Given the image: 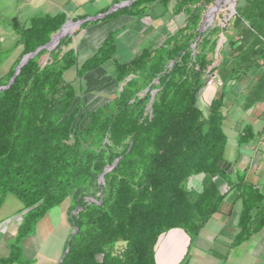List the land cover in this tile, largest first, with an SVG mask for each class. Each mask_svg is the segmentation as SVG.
Segmentation results:
<instances>
[{
    "label": "trees",
    "instance_id": "16d2710c",
    "mask_svg": "<svg viewBox=\"0 0 264 264\" xmlns=\"http://www.w3.org/2000/svg\"><path fill=\"white\" fill-rule=\"evenodd\" d=\"M243 1L220 63L210 70L219 34L229 31L214 25L199 35L202 16L213 0H133L81 27L118 15H146L156 5L183 14L184 23L159 46L144 48L126 62L115 57V32L82 62L70 47L72 37L65 36L52 50L41 49L28 59L11 84L20 59L48 43L67 16L58 11L33 17L26 26L16 18L10 23L16 37L1 52L0 63L13 48L20 50L0 76V86L9 84L0 91V206L13 195L24 215L0 264H26L22 240L67 198L73 233L60 264H156L162 235L180 229L191 245L214 214L229 216L237 203L230 248L264 230V188L249 180L248 167L228 174L218 166L226 161L224 107L231 88L245 82V109L264 101V0ZM45 53L48 59L42 64ZM108 61L118 91L86 114L83 101H77L81 80ZM72 67L77 86L64 76ZM215 70L222 85L205 114L198 97L208 73ZM263 135L264 123L258 131L247 123L237 145ZM104 171L95 201L87 200L86 190ZM191 178L199 187L189 185Z\"/></svg>",
    "mask_w": 264,
    "mask_h": 264
},
{
    "label": "crops",
    "instance_id": "0c3cea01",
    "mask_svg": "<svg viewBox=\"0 0 264 264\" xmlns=\"http://www.w3.org/2000/svg\"><path fill=\"white\" fill-rule=\"evenodd\" d=\"M114 1L115 0H101L98 4H95V0H84L86 3L91 2L93 8L85 10L78 15H86L87 17H91L94 14L96 15V13L101 9L111 6ZM160 14V5H156L146 15L137 17L118 15L110 21L99 26L96 31H94L93 36L89 35L79 38L77 45L75 44V40L72 38L70 47L75 50L79 62H82L86 58L90 57L94 52H96V50H98L103 40L109 33L115 32V57L123 62L129 61L142 49L156 47L162 43L161 42L157 45L154 43L153 39L155 33L159 35V31L156 29H159L157 24L160 20ZM97 15H100V13ZM98 25L99 23H96L90 25L89 27ZM95 32H98V34ZM18 49L19 48H16V50ZM71 69L73 70L72 76H76V68L72 67L68 70ZM86 76H109L116 84L114 80V66L111 61L104 63L95 70L87 72L81 80V86L85 83L84 78ZM216 90L217 88L215 89L213 86L203 87L199 93V96L202 94L205 97L210 96L212 99ZM247 123L249 122L244 123L240 130L235 133L236 135H234L233 138H236V144L231 150L230 157H227L226 145L225 158L228 164L233 168V171H242L248 167L247 172L249 174L251 167L248 165L252 166L250 161L252 162L256 159H264L261 157L262 149L264 150V136L261 138L256 137V139L249 142L248 144L238 147V133ZM251 125L253 126L254 131L260 130L263 126L261 125L259 129H256L253 124ZM256 167L257 164L254 165V168ZM258 170L259 177L257 180L252 182L257 183L264 188V184L260 179V167ZM68 199L70 198H67L66 200ZM63 202L60 205L51 208L37 223L34 232L22 240V257L25 261H27L26 264H60L61 258L65 251L66 240L73 232L69 219L70 203L63 207ZM21 209L22 205L20 201L10 194L5 197L2 205L0 206V257H6L9 254L10 243L15 238L17 228L24 215V211ZM233 212L234 210L229 216L223 214L227 217V220L220 219L218 221V224H221V227L219 228L216 235L208 236V238L201 240V234L199 233L200 236L196 240L198 243L196 242L192 253V244L189 245V239L182 230L179 232L178 230L172 229L166 234L162 235L156 245V264H181L187 252L188 257L184 264H261L262 262L260 257L264 254V230L252 236L249 240L245 241L241 245L230 248V244L237 230L236 223L239 211L234 215V217L231 218V216H233ZM217 241L219 244L216 246ZM186 246L187 249H185ZM237 249L242 250L239 251ZM239 256H242L243 258L240 261L238 259Z\"/></svg>",
    "mask_w": 264,
    "mask_h": 264
},
{
    "label": "rangeland",
    "instance_id": "374dc122",
    "mask_svg": "<svg viewBox=\"0 0 264 264\" xmlns=\"http://www.w3.org/2000/svg\"><path fill=\"white\" fill-rule=\"evenodd\" d=\"M100 1L101 0H95V4L96 3L98 4ZM127 1L128 0H122L117 3H121V4H124V6H126L128 5V4H125ZM117 3H113L110 6V8H113L114 4H117ZM216 3H217V0H213V2L209 5V7L206 9V11L204 12L202 16V21L204 20V16L208 12V10L212 8L213 6H215ZM91 4H92L91 2L86 3L84 2V0H32V1L30 0H0V57L3 56L1 52L9 48L14 42V39L16 37L15 33L10 27V23L13 22L15 18L20 22V24L26 26L29 24L30 20L33 17L43 15V14H53L58 11H63L67 16V19L65 22L66 23L71 22L75 25L69 32L65 34V36H71L75 40L76 45L78 43L79 38H81L82 36H89V35L93 36L94 31H96V29L99 26L103 25L104 23L99 22L98 26H94V27L88 26L86 28H82L81 24L84 21L80 22L79 20H83V19H77V17L81 16L78 14H81L83 11L93 8ZM243 5H244L243 0L221 1L219 3L218 11L214 14L212 21L206 23L207 25H206L205 30H207L208 28L214 25L223 27V24H225L226 30H229L227 32L219 34L218 41H217L219 52H218L217 57L214 59L215 66H217L220 63L221 49L225 50L227 48V39H228L230 30L232 28L235 11H237L239 8H242ZM77 7H80V8H77ZM169 7L171 8V5H169ZM160 12H161L160 20H159V23L157 24V27H159V29H156L159 31V35L155 33L153 37L154 43L157 45L160 44L165 39V37L168 34H170V32H173L177 27L182 26L185 20V16L183 14H172L171 10L166 12L163 6H160ZM94 16L96 15L94 14L91 17H94ZM99 18H102V17H98L97 19ZM95 20H92V21H95ZM89 21L91 20L89 19ZM96 34H98V32ZM19 50L20 48L18 50L13 48L9 52L8 57L3 59V61L0 63V76L8 71L13 61L17 58ZM47 51H50V50H47ZM47 59H48V53H45L40 58V62L43 64L47 61ZM253 71L254 70H252L251 73H253ZM72 72H73L72 69L68 70L65 73V77L67 78V80H71L72 83L75 84V86H77L78 85L77 77L72 76L73 74ZM84 82L85 83L82 85V89L78 92L77 101H80V100L83 101L84 112L86 114H89L98 105H104L107 102H109V100H111L115 96V93L118 91V86L114 83V81L109 76H86L84 78ZM213 87L219 90V86L218 87L213 86ZM246 93H247V89L245 87V82H241L231 88V90L229 91L225 99V107H224L225 121L223 123V128L228 137L227 157H230L231 150L233 146H235L236 144L235 142L236 138H233V137L234 135H236L235 133L240 130V128L242 127L244 123L249 122L253 124L256 127V129L257 128L259 129L260 126L263 125L264 123V117H263L264 116L263 115L264 101L256 103L253 107L249 109H245L243 107V101H244V97ZM210 100H211L210 96L205 97L202 94L198 98V106L203 110L205 114L208 112V105H209ZM263 154H264V150L262 149L261 157L264 158ZM250 163L252 164V166L248 165L249 167H251V171L248 174L249 180L255 181L258 179L259 177L258 168L260 167V170H261L260 179L262 180L264 184V159L263 160L256 159L252 162L250 161ZM256 164H257V167L254 168V165ZM101 182H102L101 178H98V179L96 178V180L92 182L90 187H88L85 193L87 200H92L93 196L98 195L99 193L98 184ZM188 183L191 187H195V188L199 187V181L196 179L191 178ZM220 186H221L222 191L227 189V186L222 182H220ZM77 195H78V191L74 193V197H77ZM69 200L70 199L65 200L63 202V207L66 206V204L71 203V200L70 201ZM239 209H240V205L239 203H237V205L234 208L233 216H231V218L234 217V215L239 211ZM220 219L227 220V217L223 215V213H220V212L213 215L210 221L205 225V227L200 232L201 240L208 238V236L217 234L219 228L221 227V224H218L219 223L218 221ZM175 230H178L179 232H181L180 229H175ZM72 231H73V227H72ZM200 234L195 238V240L192 243L191 253L194 250V247L197 242L196 240L200 236ZM217 244H219L218 241L216 242V246ZM185 249H187V246L185 247ZM237 250L240 251L242 249H237ZM263 255L260 257V260L262 262L261 264H264ZM238 259L240 261L243 258L242 256L241 257L239 256Z\"/></svg>",
    "mask_w": 264,
    "mask_h": 264
},
{
    "label": "water",
    "instance_id": "95a60500",
    "mask_svg": "<svg viewBox=\"0 0 264 264\" xmlns=\"http://www.w3.org/2000/svg\"><path fill=\"white\" fill-rule=\"evenodd\" d=\"M132 1H133V0H129V1H127L125 4H130ZM123 6H124V4H121V3L114 4L113 8H109V10H108L107 12L101 14L100 16H99V15H96V16H94V17H88V18H85V19H83V20H79V21L81 22V21H85V20H89V19H90L91 21H92V20H95V19H97L98 17H103L104 15H106V14H108V13H111V12H113V11L117 10L118 8L123 7ZM65 24H66V22H64V24L60 27L59 31L62 29V27H63ZM205 29H206V26H205V27L203 26V21H202V23L200 24L199 29H198V30H199V35H200ZM58 33H59V32H58ZM64 36H65V35L59 37V39L57 40V43H58V42L60 41V39L63 38ZM197 39H198V37L196 38V40H197ZM52 40H53V38H51V40H50L48 43H46L44 46L38 47L35 51H33V52H31V53H28V54L24 55V56L21 58V60L19 61V63H18L17 66L15 67L14 75H13V77L10 79L9 84L12 83L14 77L18 74L20 68L22 67V65H23L24 63H26V61H27L28 59H30V58H32L34 55H36L41 49L52 50V49L55 47V46H53L52 48H49V44L51 43ZM9 84H8V85H9ZM8 85H7V86H0V91H1L2 89L7 88ZM113 165H115V162H114ZM113 165H112V166H113ZM112 166H110L106 171L110 170V169L112 168ZM218 166H219L220 168H222V169H227V173H228V174H231V173L233 172V168L230 167V165L228 164L227 161H220V162L218 163ZM106 171H104L102 174H100V177H99V178L102 179V176H103V174H104ZM92 200L95 201V199H92ZM72 233H73V232H72ZM72 233H71V235H72ZM67 251H68V249L66 248L65 251H64V254H65ZM64 254H63V255H64Z\"/></svg>",
    "mask_w": 264,
    "mask_h": 264
},
{
    "label": "bare ground",
    "instance_id": "6f19581e",
    "mask_svg": "<svg viewBox=\"0 0 264 264\" xmlns=\"http://www.w3.org/2000/svg\"><path fill=\"white\" fill-rule=\"evenodd\" d=\"M221 1L224 0H217V3L215 6H213L212 8H210L208 10V12L206 13V15L204 16V20H203V26L205 27L208 22H211L213 19L214 14L218 11V7H219V3ZM75 25L71 22H67L62 29L59 31V33H57L56 35H54L52 38L53 40L51 41V43L49 44V48H52L53 46H55L57 44V40L59 39V37L65 35L67 32H69Z\"/></svg>",
    "mask_w": 264,
    "mask_h": 264
},
{
    "label": "built area",
    "instance_id": "2783aa9c",
    "mask_svg": "<svg viewBox=\"0 0 264 264\" xmlns=\"http://www.w3.org/2000/svg\"><path fill=\"white\" fill-rule=\"evenodd\" d=\"M225 26V24H223V27ZM218 45H217V48L215 50V55H214V59L217 57L218 55ZM212 67H215L214 65V61L212 63V65L209 67V70L212 68ZM222 85V80L221 78L219 77L217 71H212V72H209L208 73V76H207V79H206V82H205V86L204 87H208V86H221Z\"/></svg>",
    "mask_w": 264,
    "mask_h": 264
}]
</instances>
